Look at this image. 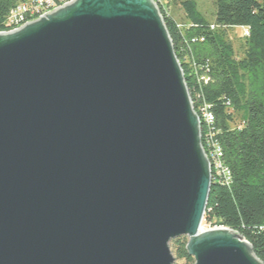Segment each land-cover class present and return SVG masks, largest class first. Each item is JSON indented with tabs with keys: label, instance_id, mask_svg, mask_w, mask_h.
Returning <instances> with one entry per match:
<instances>
[{
	"label": "water",
	"instance_id": "95a60500",
	"mask_svg": "<svg viewBox=\"0 0 264 264\" xmlns=\"http://www.w3.org/2000/svg\"><path fill=\"white\" fill-rule=\"evenodd\" d=\"M213 176L154 0H73L0 33V264H262L202 232Z\"/></svg>",
	"mask_w": 264,
	"mask_h": 264
},
{
	"label": "trees",
	"instance_id": "16d2710c",
	"mask_svg": "<svg viewBox=\"0 0 264 264\" xmlns=\"http://www.w3.org/2000/svg\"><path fill=\"white\" fill-rule=\"evenodd\" d=\"M24 0H0V33L7 32L10 10ZM185 75L194 111L209 108L231 183L212 182L203 226L239 233L264 264V0H216L214 24L199 12L195 0L181 7L189 25L181 29L156 0ZM247 30L238 58L228 32ZM209 79L206 84L201 79ZM207 127L202 128L206 147ZM188 238L170 242L174 264H195Z\"/></svg>",
	"mask_w": 264,
	"mask_h": 264
},
{
	"label": "built area",
	"instance_id": "2783aa9c",
	"mask_svg": "<svg viewBox=\"0 0 264 264\" xmlns=\"http://www.w3.org/2000/svg\"><path fill=\"white\" fill-rule=\"evenodd\" d=\"M71 1L73 0H24L10 10L6 21V27L8 28L7 32L17 30L25 23L32 22L48 13L54 12L61 6ZM154 2L158 6L156 0H154ZM243 32L245 36L248 35L247 30H243ZM201 81H204L207 84L209 79L203 77ZM199 120L201 123V137L203 126L205 125L208 129L206 134V147L204 146L203 138L202 147L209 160L213 180L214 178H218L226 185H229L231 183V172L223 162V150L217 139L218 133L215 131V116L209 111L208 107H205V109L202 110V116L201 118L199 117ZM209 230L214 229L202 226V232Z\"/></svg>",
	"mask_w": 264,
	"mask_h": 264
},
{
	"label": "rangeland",
	"instance_id": "374dc122",
	"mask_svg": "<svg viewBox=\"0 0 264 264\" xmlns=\"http://www.w3.org/2000/svg\"><path fill=\"white\" fill-rule=\"evenodd\" d=\"M185 0H170L165 3L168 14L174 19L177 25L184 29L189 25L181 3ZM200 14L210 23L214 24L215 1L216 0H195ZM244 32L242 29H232L228 32L229 41L233 44L236 55L241 58L243 55ZM172 251V250H171ZM173 254V253H172ZM174 256V255H173Z\"/></svg>",
	"mask_w": 264,
	"mask_h": 264
}]
</instances>
